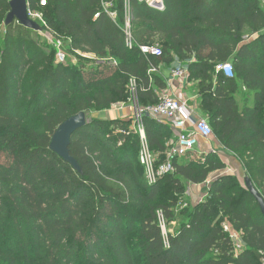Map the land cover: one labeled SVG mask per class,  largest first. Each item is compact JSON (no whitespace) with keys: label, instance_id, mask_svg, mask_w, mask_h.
Listing matches in <instances>:
<instances>
[{"label":"trees","instance_id":"obj_1","mask_svg":"<svg viewBox=\"0 0 264 264\" xmlns=\"http://www.w3.org/2000/svg\"><path fill=\"white\" fill-rule=\"evenodd\" d=\"M163 3L47 0L48 26L35 31L7 25L9 0H0V264H263L264 214L235 174H220L204 200L185 203L188 185L226 168L218 152L176 158L174 172L149 183L132 120L99 117L72 136L81 171L51 149L69 117L128 102L132 80L140 105L158 103L167 83L156 72L177 58L214 136L264 197V0ZM49 37L63 42L65 62ZM157 43L160 57L142 52ZM226 62L234 77L217 69ZM143 123L165 161L172 128L151 116ZM161 215L177 222L174 231L164 234Z\"/></svg>","mask_w":264,"mask_h":264},{"label":"built area","instance_id":"obj_2","mask_svg":"<svg viewBox=\"0 0 264 264\" xmlns=\"http://www.w3.org/2000/svg\"><path fill=\"white\" fill-rule=\"evenodd\" d=\"M11 1V0H9ZM28 1V17L38 23L42 28H47L48 24L43 11V8L47 5V0H38V8H31ZM129 3V0H125ZM145 2L150 6L157 7L159 9L164 8L163 0H138ZM125 30L128 36V46L132 47V35H131V23L127 18L125 22ZM50 42H53L57 47V60L59 62H65L67 53L64 50V44L61 40H55L51 37L48 38ZM142 52L146 56L160 57L162 55V49L158 44H146L141 46ZM219 71H222L228 77H234V68L231 62H226L218 66ZM156 69H152L154 72ZM172 74L176 78H182L188 80V71L186 66H177L172 70ZM130 90L132 93L128 102L117 103L112 108L123 109L127 104H130L134 108L133 117L135 124L138 126L139 134L141 137V150L139 153V159L141 164L145 166L146 176L149 183L156 182L168 173H172L175 170L174 161L176 158L184 157L202 142V140H209L214 136L212 127L210 126L207 118L201 114L197 115L190 108L188 102L174 98L168 94H162L161 99L154 105L142 106L139 104L136 95V83L131 81ZM144 116H151L152 118L167 123L175 132V137L171 141V145L167 149V157L165 161L159 162L158 156L154 154L146 141V135L144 130L143 119ZM159 162V163H158ZM160 223L162 225L164 234H167L166 223L163 216H160ZM224 229L229 231V226L224 224ZM232 240L239 238L237 233H232ZM235 244V242H234ZM235 247L237 248L236 244ZM264 264V257L262 259Z\"/></svg>","mask_w":264,"mask_h":264},{"label":"crops","instance_id":"obj_3","mask_svg":"<svg viewBox=\"0 0 264 264\" xmlns=\"http://www.w3.org/2000/svg\"><path fill=\"white\" fill-rule=\"evenodd\" d=\"M177 66L180 67V66H183V64H181L180 61L177 58H175L174 62L170 65H168L167 63H164V62L161 63L159 70L156 72L160 76H162L167 83V86L165 88H163L162 91L161 90L159 91L160 97L162 94L166 93V94H168L174 98L186 101V102H188V104H189L190 108L193 110V112L195 114L199 115V114H201L200 110L198 108L199 107V101H200V95H199L198 91L195 89L194 83H191V82H188V80H184L182 78H176L173 76L172 70L174 68H176ZM246 92L247 93H244V94L248 98V101H249L248 103L250 105H252L253 101H254L253 94H252V92L251 93H249L248 91H246ZM243 99H244L243 96L238 97L239 104L241 106H242V103H244ZM128 106H130V104H127L121 110L117 109V108H112L111 110H114L115 112H114V116H112V118H110V119H117V118L124 119L123 118L124 115H129V114L133 115L134 108L132 106H130V107H128ZM125 108H127V109L125 110ZM109 110L106 112H109ZM105 119H107V118H105ZM172 132H173V138H174L175 132L173 130H172ZM213 137H211L209 140H202V142L193 151L194 152L193 154L195 155V157L196 158L203 157L205 154H207L208 152H211V151L218 152V154L220 155L222 160L226 163V168L223 170H220V172H222V174H226V173L235 174L239 179H240V174L242 173L243 178L245 180L246 176H248V175H247L242 163L240 162V160L237 157L231 155L229 152H227V150L218 141V139L216 137H215V139H212ZM214 173H216V172H214ZM211 175L205 183L190 184V187H191L190 189L193 191L192 196H193L194 203H198V202L204 200L205 197L208 195L210 183L214 180V178L212 180L210 179ZM209 180H211V181H209ZM206 184H208L209 186H206ZM243 184H244V182H243ZM204 188H206L205 193L203 192ZM238 236H239V238L235 239L233 241V243L235 242L237 249L241 250L242 248L245 247V244L242 241L240 234H238Z\"/></svg>","mask_w":264,"mask_h":264},{"label":"water","instance_id":"obj_4","mask_svg":"<svg viewBox=\"0 0 264 264\" xmlns=\"http://www.w3.org/2000/svg\"><path fill=\"white\" fill-rule=\"evenodd\" d=\"M9 5L11 10L8 13L5 21L7 25L17 20L20 24L27 28L33 29L35 31L42 30V27L38 23L28 17L27 0H11L9 1ZM88 123L89 120L87 119V114L85 111L75 114L59 125L51 141V149L55 151L58 155H60L63 159L70 162L71 165L79 171H81V167L78 161L70 154V145L72 141V136L79 129L86 127ZM244 185L255 196L264 214V197L256 188L250 176H246L244 180Z\"/></svg>","mask_w":264,"mask_h":264},{"label":"rangeland","instance_id":"obj_5","mask_svg":"<svg viewBox=\"0 0 264 264\" xmlns=\"http://www.w3.org/2000/svg\"><path fill=\"white\" fill-rule=\"evenodd\" d=\"M158 44V43H157ZM158 45H160V44H158ZM189 91V90H188ZM253 94V93H252ZM131 106V105H130ZM130 106H128V107H130ZM112 109V108H111ZM109 110V112H106V111H108V110H106V111H104V112H87L86 114H87V119L90 121L92 118H97V117H99V118H107V119H110V118H112V116H114V110ZM127 108H125V110H126ZM116 114V113H115ZM124 119H130V120H132V126H131V128L133 129V130H135L136 132H139V129H138V126L135 124V120H134V117H133V115H131V114H129V115H124V117H123ZM212 139H215V136L212 138ZM140 150H141V148H140ZM140 153V152H139ZM194 155V154H193ZM220 174H222V172H220V171H217L216 173H214V174H212L211 175V180L214 178H216V177H218ZM211 180H209V181H211ZM240 181L243 183L244 182V178H243V175H242V173L240 174ZM209 184V183H208ZM208 184H206V186H209ZM191 187H190V185H188V187H187V190H186V193H185V195H184V198H185V200H186V204L187 205H191V204H194V201H193V196H192V194H193V191L190 189ZM205 191H206V188H204V193H205ZM186 204L184 205V206H186ZM179 208L180 207H178L177 209H176V212L177 211H179ZM176 225H177V222L175 221V222H173L171 225L169 224H167V222H166V231L167 232H169V231H174L175 230V228H176Z\"/></svg>","mask_w":264,"mask_h":264}]
</instances>
